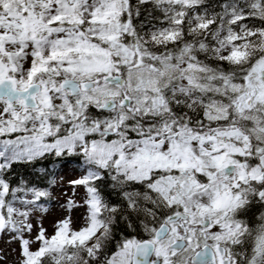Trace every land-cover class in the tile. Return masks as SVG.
Masks as SVG:
<instances>
[{
  "label": "snow or ice",
  "instance_id": "1",
  "mask_svg": "<svg viewBox=\"0 0 264 264\" xmlns=\"http://www.w3.org/2000/svg\"><path fill=\"white\" fill-rule=\"evenodd\" d=\"M0 237L13 264H264V0H0Z\"/></svg>",
  "mask_w": 264,
  "mask_h": 264
},
{
  "label": "rangeland",
  "instance_id": "2",
  "mask_svg": "<svg viewBox=\"0 0 264 264\" xmlns=\"http://www.w3.org/2000/svg\"><path fill=\"white\" fill-rule=\"evenodd\" d=\"M62 214L59 206L53 205L50 213L44 218V226L51 231L53 222ZM14 247V244H9L7 242V237H0V264H13L14 255L11 250Z\"/></svg>",
  "mask_w": 264,
  "mask_h": 264
}]
</instances>
